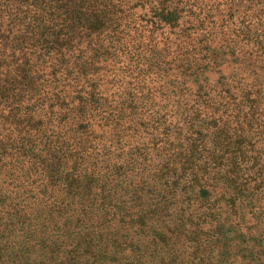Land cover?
I'll use <instances>...</instances> for the list:
<instances>
[{
  "label": "trees",
  "instance_id": "16d2710c",
  "mask_svg": "<svg viewBox=\"0 0 264 264\" xmlns=\"http://www.w3.org/2000/svg\"><path fill=\"white\" fill-rule=\"evenodd\" d=\"M0 264H264V0H0Z\"/></svg>",
  "mask_w": 264,
  "mask_h": 264
}]
</instances>
